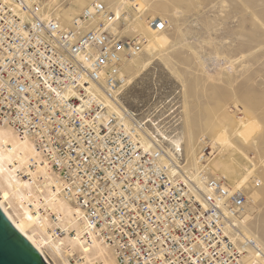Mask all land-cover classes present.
Masks as SVG:
<instances>
[{"label": "built area", "instance_id": "1", "mask_svg": "<svg viewBox=\"0 0 264 264\" xmlns=\"http://www.w3.org/2000/svg\"><path fill=\"white\" fill-rule=\"evenodd\" d=\"M47 3L0 0V122L33 141L82 211L85 236L106 243L119 264H244L245 253H260L238 234L246 196L208 171L207 142L193 180L178 165L180 146L153 135L152 117L120 103L114 112L93 91L123 85V63L144 38L121 37L103 3L67 22L45 18Z\"/></svg>", "mask_w": 264, "mask_h": 264}, {"label": "rangeland", "instance_id": "2", "mask_svg": "<svg viewBox=\"0 0 264 264\" xmlns=\"http://www.w3.org/2000/svg\"><path fill=\"white\" fill-rule=\"evenodd\" d=\"M95 1L117 15L115 27L121 37L145 42L138 55L124 61L118 103L152 117L153 135L171 142L178 137V165L185 164L195 175L201 167L198 155L205 142L210 145L208 171L246 196L237 218L238 234L254 238L261 252L259 258L248 259L250 250L244 258L252 261L249 264H264V0H142L143 10L127 0H48V8L67 22ZM153 20L162 21V27H154ZM155 36L162 44L146 51L147 41ZM129 75L135 77L125 83ZM248 122L253 124L252 134L243 142L238 131ZM221 132L226 143L216 146ZM165 146L170 150L171 143ZM49 220L55 222L56 216L51 213ZM49 230L53 237L64 236L58 226ZM43 253L49 264L83 262L80 252L65 246L54 252L43 248Z\"/></svg>", "mask_w": 264, "mask_h": 264}, {"label": "bare ground", "instance_id": "3", "mask_svg": "<svg viewBox=\"0 0 264 264\" xmlns=\"http://www.w3.org/2000/svg\"><path fill=\"white\" fill-rule=\"evenodd\" d=\"M127 2L139 10H143L144 8L142 0H127ZM48 7L49 5L47 3V10L44 12V17L59 20L52 15L53 12H51ZM64 15L67 14L64 13ZM161 44L162 40L155 36V38L147 41L145 47L146 51H154L157 49L156 46H160ZM128 65L130 66V64ZM127 69L130 71L132 70L129 68ZM136 72L137 71L134 72L135 75H137ZM133 76L134 75H129L125 83H130ZM119 89L112 90L111 95H109L97 85L93 86V91L101 96L105 105L110 110L117 113L121 110L117 101V96L120 92ZM241 125L242 128L238 131V137L244 142L251 137L253 124L248 122L242 123ZM140 135L141 142L145 148H151L154 145L153 140L147 136V133L142 132ZM172 143H174L175 146H179L178 137L172 139ZM225 143L226 136L221 132L216 136L215 145L223 146ZM166 152L173 158V152L170 153L171 151L169 149H166ZM167 159L169 160L168 157ZM167 159H165V161H168ZM184 165L185 164L180 165V168H182L190 178L192 177V179L195 180L196 175L189 172L190 170L184 167ZM20 173L29 176L28 179H22ZM29 179L31 182H29ZM0 189V192L2 191L0 209L12 223L14 228L35 247L47 263L48 261L43 253V248L54 252L60 251V248L65 246L66 248H73L80 252L82 255L80 259L83 260L82 264H119L113 250L106 243L98 239L92 233H89V236H85L87 226L82 211L76 207L70 199L65 197L62 192L61 180L56 172L50 168L47 161L36 150L33 141L27 137H19L10 125L1 122ZM5 202L12 207V213H14L24 227L29 229L30 233L26 232L21 224L13 218L9 213L10 211H7L6 205H4ZM29 203L33 204L32 208L29 207ZM38 205L45 209V213L41 214L37 210L36 206ZM32 209L34 210L33 212ZM51 213L56 216L55 222L49 220ZM54 226H58L64 235L63 237H53V234H50L49 229L52 230ZM245 235L242 237L244 238ZM108 250L113 257L109 254ZM251 253L248 259L259 258L257 257L259 253H256V251ZM251 262V260L248 261L246 259L244 264H249Z\"/></svg>", "mask_w": 264, "mask_h": 264}, {"label": "water", "instance_id": "4", "mask_svg": "<svg viewBox=\"0 0 264 264\" xmlns=\"http://www.w3.org/2000/svg\"><path fill=\"white\" fill-rule=\"evenodd\" d=\"M0 264H48L0 209Z\"/></svg>", "mask_w": 264, "mask_h": 264}]
</instances>
